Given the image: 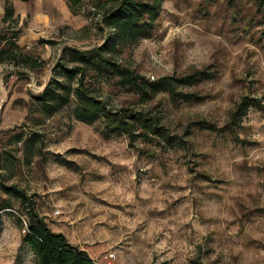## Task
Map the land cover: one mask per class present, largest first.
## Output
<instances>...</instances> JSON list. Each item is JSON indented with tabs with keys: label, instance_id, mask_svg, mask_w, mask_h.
<instances>
[{
	"label": "rangeland",
	"instance_id": "374dc122",
	"mask_svg": "<svg viewBox=\"0 0 264 264\" xmlns=\"http://www.w3.org/2000/svg\"><path fill=\"white\" fill-rule=\"evenodd\" d=\"M103 1L83 0L69 19L33 36L27 21L21 26L19 45L36 63L0 64V182L25 188L50 226L80 240L92 258L114 252L111 264H264V108L250 106L235 126L244 142L195 125L224 126L244 97L264 105L262 11L246 2L234 16L228 0H163L156 33L123 61L155 79L206 66L215 76L194 88L207 96L202 101L160 93L145 102L92 73V92L110 108H149L184 140L139 137L131 145L124 134L104 132L100 120L76 116L74 99L48 114L34 97L66 79L64 46L103 41ZM31 131L40 140L28 155L16 137ZM10 197L13 208L0 210V264H34L22 239L26 209Z\"/></svg>",
	"mask_w": 264,
	"mask_h": 264
},
{
	"label": "trees",
	"instance_id": "16d2710c",
	"mask_svg": "<svg viewBox=\"0 0 264 264\" xmlns=\"http://www.w3.org/2000/svg\"><path fill=\"white\" fill-rule=\"evenodd\" d=\"M82 1L67 0V3L74 12ZM162 2L163 0H104L100 4L104 11L99 21L100 30L105 31L103 41L84 49L70 45L63 47L64 57L67 56L71 64L61 61L59 66L66 79L55 80L54 84H47L39 94H35L34 97L42 110L52 114L74 99L76 116L89 123L100 120L104 132L124 134L131 145L139 137L146 140L158 139L161 142L164 140V143L173 146L180 145L184 141L183 137L172 133L169 126L151 109L131 105L110 108L103 98L92 92L88 82L91 74L95 73L107 81L120 84L145 102L154 99L160 93H167L175 102L192 103L206 99V95L200 94L194 88L215 76L210 66L179 75H162L151 79L123 61L122 55L126 50L132 49L138 42L156 33L162 20ZM228 2L235 11L234 16L241 5L247 2L261 10L264 18V0ZM13 14L14 9L8 4L4 21L9 20L10 24L17 23ZM19 32L20 30H14L10 36L6 33L0 34V64L9 61L35 66L36 59L24 52L17 43ZM250 106L264 108L258 99L244 97L231 112V118L224 126L220 127L206 120H197L195 125L212 132L228 131L236 141L241 142L243 140L237 135L235 126L239 125L241 116ZM39 140L40 134L37 131L19 133L16 137V141L21 143L19 150L28 155L32 154ZM6 151L12 155L10 150L4 148L3 152ZM0 192L5 193V196L0 193V210L13 208L10 195L18 198L21 208L26 209L27 229L22 239L33 252L34 264H96L86 250L72 244L65 233L50 226L46 217L35 207V201L25 188L7 184L2 180ZM18 215L23 224L21 213Z\"/></svg>",
	"mask_w": 264,
	"mask_h": 264
},
{
	"label": "crops",
	"instance_id": "0c3cea01",
	"mask_svg": "<svg viewBox=\"0 0 264 264\" xmlns=\"http://www.w3.org/2000/svg\"><path fill=\"white\" fill-rule=\"evenodd\" d=\"M8 4H11L14 9L13 18H15L17 23L12 22L10 24L9 20L4 21ZM71 12L72 10L68 6L67 0H0V29L7 28L12 32L14 30H20L21 32V26L27 21V29L31 30V32L28 31L26 35L33 36L32 29H39L49 23L52 24L59 18H64L65 20L69 19ZM20 32L17 36L18 44H20L22 37ZM56 231L60 230L57 229ZM66 236L68 237L67 234ZM68 239L72 244L77 245L88 252L87 248L84 247L80 240H70L69 237ZM89 255L92 256L90 252Z\"/></svg>",
	"mask_w": 264,
	"mask_h": 264
},
{
	"label": "built area",
	"instance_id": "2783aa9c",
	"mask_svg": "<svg viewBox=\"0 0 264 264\" xmlns=\"http://www.w3.org/2000/svg\"><path fill=\"white\" fill-rule=\"evenodd\" d=\"M154 75H151L150 78L151 79H154ZM24 226H23V232L25 233L26 232V229H27V222L24 220ZM116 257V254L114 252H106L104 254V256H102L101 258H93L94 259V262L96 264H103L102 262H105L107 264H111V261Z\"/></svg>",
	"mask_w": 264,
	"mask_h": 264
}]
</instances>
